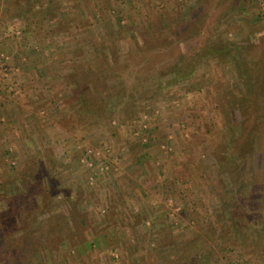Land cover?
Listing matches in <instances>:
<instances>
[{"label":"rangeland","instance_id":"374dc122","mask_svg":"<svg viewBox=\"0 0 264 264\" xmlns=\"http://www.w3.org/2000/svg\"><path fill=\"white\" fill-rule=\"evenodd\" d=\"M262 76L264 0H0V264H264Z\"/></svg>","mask_w":264,"mask_h":264},{"label":"built area","instance_id":"2783aa9c","mask_svg":"<svg viewBox=\"0 0 264 264\" xmlns=\"http://www.w3.org/2000/svg\"><path fill=\"white\" fill-rule=\"evenodd\" d=\"M149 118H150V115L144 114L143 117H142V122L140 123V125L137 127V129L134 132V137L141 144H146L148 142L149 138H150ZM106 153H108L107 149H106ZM88 154H90V152ZM117 161H118V159L113 158V161L110 160V161H107V162L100 163L97 166L96 165L94 166V164H95L94 161L88 160L87 157L80 159V163L82 165H84V167H87L92 172L95 171L94 175H96L98 173L99 174H104V173H107V172H113L112 170L116 169L115 166H116ZM88 179H89L90 184H91V182L94 181V176L93 175H89Z\"/></svg>","mask_w":264,"mask_h":264},{"label":"crops","instance_id":"0c3cea01","mask_svg":"<svg viewBox=\"0 0 264 264\" xmlns=\"http://www.w3.org/2000/svg\"><path fill=\"white\" fill-rule=\"evenodd\" d=\"M44 101H45V99H44ZM18 104H19V103H18ZM35 104L38 105L37 102H35ZM25 108H26V107H25ZM14 110H15V109H14ZM14 110H12L11 112H10V110H8L7 113H6V115H8V116H9V115H10V116H11V115H16V111L20 114V110H19V109L17 110V107H16V110H15V111H14ZM25 111H26V110H25ZM44 111H45V110L42 111V113H41L42 115L44 114ZM24 114H25L26 116L29 115V118H30V119H28V121L31 122V118L33 117V115L31 116V114L29 113V111L26 112V113L24 112ZM36 115H37V114H36ZM17 116H19V115H17ZM30 116H31V117H30ZM40 117H41V116H40ZM13 125H14V124H13ZM2 127H3V128H6V130H3V131H4V133L7 134V132L9 131V127H8L6 124L2 125ZM45 129H46V132L49 131V130H48V127H46ZM7 130H8V131H7ZM6 131H7V132H6ZM37 146H38V144H37ZM38 148H39V147H38Z\"/></svg>","mask_w":264,"mask_h":264},{"label":"trees","instance_id":"16d2710c","mask_svg":"<svg viewBox=\"0 0 264 264\" xmlns=\"http://www.w3.org/2000/svg\"><path fill=\"white\" fill-rule=\"evenodd\" d=\"M261 74H262V72H261ZM263 77V79L261 78V80L260 79H258L257 80V83H256V85H258V84H260V85H263L264 86V76H262ZM18 188V186L17 187H11L10 189H9V193L10 194H14V193H16L17 191H15V189H17ZM32 230H34V229H32Z\"/></svg>","mask_w":264,"mask_h":264}]
</instances>
